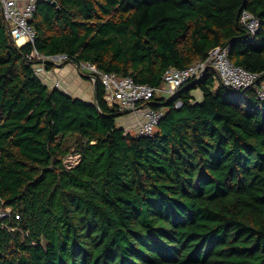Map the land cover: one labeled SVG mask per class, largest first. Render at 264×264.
I'll use <instances>...</instances> for the list:
<instances>
[{"label": "trees", "instance_id": "1", "mask_svg": "<svg viewBox=\"0 0 264 264\" xmlns=\"http://www.w3.org/2000/svg\"><path fill=\"white\" fill-rule=\"evenodd\" d=\"M52 1L21 48L0 13V264H264V106L252 89L217 86L208 69L153 96L163 117L134 136L98 78L87 103L49 89L27 58L64 55L159 88L165 71L222 47L262 81L264 0Z\"/></svg>", "mask_w": 264, "mask_h": 264}, {"label": "built area", "instance_id": "2", "mask_svg": "<svg viewBox=\"0 0 264 264\" xmlns=\"http://www.w3.org/2000/svg\"><path fill=\"white\" fill-rule=\"evenodd\" d=\"M38 1L0 0V13L7 35L17 48L34 44L36 31L32 22ZM240 24L251 36H254L259 29L257 18L245 10L240 14ZM27 58L36 61L33 64L34 74L42 79H45L44 65L49 63L57 65L70 63L78 74L88 77L93 83L98 78L103 88L104 102L108 106L114 107L122 114L142 111V120L135 127L134 136L153 135L157 124L163 117V110L149 107L153 96L171 98L184 83L200 81L208 69L215 73L219 84L227 90L238 93L252 89L260 106H264V79L259 81L258 74L234 65L229 60L227 48L216 47L204 61L197 62L183 70L169 69L165 71L159 88H153L147 84H136L129 77H118L112 73L101 72L95 65L88 62L75 64L64 55L45 57L33 51ZM54 87L57 88L58 85L55 84ZM180 105V102L175 103L176 108ZM124 133L130 135L131 131L126 128ZM9 214L10 211H0V219L8 217Z\"/></svg>", "mask_w": 264, "mask_h": 264}, {"label": "crops", "instance_id": "3", "mask_svg": "<svg viewBox=\"0 0 264 264\" xmlns=\"http://www.w3.org/2000/svg\"><path fill=\"white\" fill-rule=\"evenodd\" d=\"M40 2H44V0H39L37 6ZM44 66H45L44 69L46 71L44 74L45 81L42 82L49 89H57L72 98L80 99L87 103L94 102V100L96 99L94 83L91 82L90 79H88V77L78 74L77 70L72 64L63 63L57 65V64L49 63ZM40 79L42 80V78ZM55 84L58 85L57 88L54 87ZM215 84L219 86L218 79H216ZM191 95L194 99H197V101H200L202 99V94L197 89L193 90ZM133 114L136 116L140 115L142 120V111H139L137 113H128L122 115L121 120H125L124 119L125 116L128 115L130 116ZM118 122L119 121H117V123ZM123 128L126 129L125 126Z\"/></svg>", "mask_w": 264, "mask_h": 264}, {"label": "rangeland", "instance_id": "4", "mask_svg": "<svg viewBox=\"0 0 264 264\" xmlns=\"http://www.w3.org/2000/svg\"><path fill=\"white\" fill-rule=\"evenodd\" d=\"M41 81H45V79H42ZM177 106V105H176ZM122 117V116H121ZM121 117H119L117 119L118 122V125L121 126V127H126L127 130H131V134L133 135L134 134V130H135V127L141 122V116L140 115H128V116H125V120H121ZM132 126V128H131ZM79 160V157L72 154V155H69L65 158L64 160V163L67 167H73L77 164Z\"/></svg>", "mask_w": 264, "mask_h": 264}, {"label": "water", "instance_id": "5", "mask_svg": "<svg viewBox=\"0 0 264 264\" xmlns=\"http://www.w3.org/2000/svg\"><path fill=\"white\" fill-rule=\"evenodd\" d=\"M44 2H45L46 4H50V5L53 6V7H56V2H55V1H52V0H44ZM198 83H199V81H196V82L193 83V84H198ZM94 87H95V85H94ZM125 114H128V112H126ZM125 114H123V115H125ZM76 142H77L78 146L80 147V149H82V147H83V143H82V141H81L80 136H77V138H76Z\"/></svg>", "mask_w": 264, "mask_h": 264}, {"label": "clouds", "instance_id": "6", "mask_svg": "<svg viewBox=\"0 0 264 264\" xmlns=\"http://www.w3.org/2000/svg\"><path fill=\"white\" fill-rule=\"evenodd\" d=\"M123 115V114H122Z\"/></svg>", "mask_w": 264, "mask_h": 264}]
</instances>
